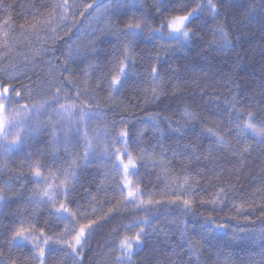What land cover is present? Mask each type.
<instances>
[{"label":"trees","instance_id":"trees-1","mask_svg":"<svg viewBox=\"0 0 264 264\" xmlns=\"http://www.w3.org/2000/svg\"><path fill=\"white\" fill-rule=\"evenodd\" d=\"M56 2L0 0V59L14 67L8 74L16 77L7 80L0 73V82L20 89L26 104L34 98L39 84L47 83L51 70L58 72V80L70 91L69 79L88 90L106 113L113 160L115 150L124 145L111 141L126 129L130 137L128 149L138 162L143 156L138 174L134 175L135 184H140L142 198L162 203L139 211L134 205L125 206L116 190L120 176L113 169L114 161L105 165L86 157L84 140V161L80 163L55 144L53 129L42 128L30 139L28 148L5 159L7 163L4 161L0 170V188L7 201L0 204V262L8 264L19 257L18 264L23 260L37 264L30 246L19 240L9 244L6 239L10 236L7 225L19 219L21 213L34 214L38 228L50 220L45 228L49 235V229L57 233L63 230V224L57 226L56 218L35 195L38 185L30 165L40 162L47 166L42 169L46 176L49 170L55 173V178L49 180L54 184L64 179L61 169L74 172L71 198L82 207L70 205L77 213L73 228L78 229L88 220L98 221L78 257L82 264H100L126 231L132 234L137 230L129 231L120 225L143 217L150 221L145 226L148 236L142 250L132 257L133 264H264L263 237L247 239L238 234L264 230V144L251 135L241 143L234 132L228 134L232 116L229 105L233 100L241 101L235 105L238 109L256 112L264 108V0H213L218 10L215 19L205 8L196 35L174 50H167L172 49L170 43L174 40H139L131 50L136 66L129 65V78L119 92L113 91L109 83L111 75L116 74L113 64L125 44L123 22L135 12L137 19L151 17L148 25L159 27V19L154 17L155 0H144L142 11L114 13L111 32L103 29L98 36L86 37L87 42L79 48L75 45L79 34L74 30L58 35L52 50L44 54L50 48H42L36 38ZM184 2L191 8L206 0ZM220 28L228 35V45L220 39ZM72 38V47L79 50V55L66 49ZM157 53L158 61L153 59ZM153 65L159 68L155 82L149 74ZM153 88L157 89V99H152ZM209 96L219 99L218 108L207 105ZM186 110L196 113L199 121H186ZM205 128H212L224 142L213 143L207 134H202ZM186 149H192L199 159ZM153 161L159 166L154 168ZM164 169L168 177L163 175ZM184 176L191 185L187 193L176 187L175 178L180 177L182 182ZM68 184L73 186L71 178ZM175 195L192 201L187 211L182 204L166 202ZM217 198V204L210 203ZM109 209L114 211L109 213ZM80 213L85 215L81 217ZM208 218L212 225L224 227L213 232L211 226L202 227ZM70 262L59 249L47 252L45 264Z\"/></svg>","mask_w":264,"mask_h":264},{"label":"snow or ice","instance_id":"snow-or-ice-1","mask_svg":"<svg viewBox=\"0 0 264 264\" xmlns=\"http://www.w3.org/2000/svg\"><path fill=\"white\" fill-rule=\"evenodd\" d=\"M137 0H133V7H135ZM55 7H61L65 10V15L62 19H66V13L68 5L58 4ZM100 4L98 0H92L91 3L83 5V11L81 16L89 12L91 9H99ZM155 12L154 17L159 19V27H150L148 25V19L151 17H144L141 19L136 18V13H132V18L123 22V29L121 34L125 37V44L121 49L120 58H118L113 64V69L116 74L111 75L109 87L119 92L123 86L124 81L129 78V72L136 66V61L131 54V50H134V46L139 40L145 41H176L177 45H182L188 42L192 36L196 35V27L200 25L202 20V13L205 8L212 14L213 19L218 15V10L213 0H206V2L196 3L194 7L189 8L184 0H155L154 4ZM106 12V9H105ZM7 23V21H5ZM145 28L148 31L145 32ZM219 35L222 43L228 45L227 33L220 28ZM6 35V34H5ZM216 41L214 40L213 43ZM163 47V44H161ZM167 50H174L172 49ZM153 59L160 60V55L157 53ZM149 74L152 77L153 82L159 79V68L157 65L151 66ZM4 75L7 80L15 79L8 74V70H4ZM52 85V81L48 82ZM54 86V85H53ZM62 89L57 88L55 92H52L49 99L44 100L41 105L33 106L31 111L40 114L41 110H46L49 104H59L60 93ZM152 99H157V89H152ZM21 91L16 89L11 83H0V156H8L11 154L12 147L14 145L24 146L27 141L33 138L35 133L40 128V122L33 123L32 115H30V109L27 104L20 105L19 101L24 99ZM30 98V96H29ZM79 98V93H77ZM207 105H216L217 108L220 104L219 99H214L209 96ZM241 103V101L233 100L229 105V109L232 116L229 120V135L233 132L236 134V139L244 143L249 135L258 139L259 143L264 144V108L258 109L256 112L238 109L235 105ZM11 109V111H9ZM7 113V115L5 114ZM79 114L81 121H84L90 116V112L76 105L59 104L58 108L53 109V115L46 121L48 125L53 128L54 140L58 139L57 129L65 137V142H70L73 136H79L81 134V122H75L76 115ZM55 117V118H53ZM184 119L186 121L193 120L199 121L200 117L194 112L185 111ZM202 134L212 140L213 143H223V137L217 132H214L212 128H205ZM85 139H87V132L83 133ZM130 139L126 129L122 130L119 135L114 138L111 143L123 142L122 149H116L113 155L115 160L113 163V169L120 176V180L116 185V190L120 193L121 202L127 206L132 204L137 211L147 209L153 204L159 205L162 201H153L151 198H142L143 190L139 183L134 185L130 175L138 174L139 167L143 163V156L141 160H138L133 156L132 152L127 147V141ZM91 147V145H89ZM249 146L245 147V151ZM190 154L195 157V152L192 149H186ZM87 157V153L85 154ZM125 157H127L125 161ZM7 160H5V164ZM153 167H157L158 162L153 161ZM162 163V162H160ZM47 166L37 162L34 165H30L32 178L36 180L38 187L35 189V195L38 196L39 203L48 207L50 216H54L59 224H63V230L57 233L54 229H49L51 235H49L45 228L51 224L50 220L44 221L45 227H37L36 216L30 215L27 212L21 213L19 219L13 220L7 225L6 231L10 232V236H7V242L13 244L16 241H22L26 246H30L32 251V259L38 260L39 264H45L47 252L59 249L66 255H72L73 257H80L85 245L88 242V236L94 229V226H98L97 220H88L86 224H80L78 229L73 228L75 223L76 212L71 210L70 205L75 204L77 209L81 208L77 200L71 198V193L75 190L74 183L76 177L72 170H63L61 173L64 176L63 180H60L58 184L50 183V178H55V173L50 170L46 176L42 169ZM74 166H70L73 169ZM150 174V173H149ZM163 175L168 177L169 174L166 169L163 170ZM73 180V186H69L68 180ZM177 190L181 193H187L191 188L189 178L183 177V181L180 182V177L175 178ZM9 181H5L8 184ZM223 189H220V193L223 194ZM4 189L0 188V202H7L3 195ZM63 197L59 200L58 198ZM32 198H30V203ZM171 204H182L187 211L192 201L183 198L182 195H175L173 198L166 201ZM218 202L217 199L210 201L215 205ZM34 206V205H33ZM114 209H109V213ZM95 209L93 210V213ZM81 217L85 214L80 213ZM150 223L147 217L136 218L130 221L127 225L121 224L120 227L126 228L129 231L133 228L137 229L134 233L129 234L126 231L120 238L117 244V249L120 255L116 258V264H132V257L137 255L138 249L142 250L144 241L146 240L148 233L146 231V225ZM211 226L212 230L223 228V225H212L211 218H208V222L202 227ZM74 233V234H73ZM70 236V238H69ZM19 257L10 259L8 264H18ZM3 264V262H0ZM20 264H28L27 260H23ZM78 264H82V261L78 260Z\"/></svg>","mask_w":264,"mask_h":264},{"label":"rangeland","instance_id":"rangeland-1","mask_svg":"<svg viewBox=\"0 0 264 264\" xmlns=\"http://www.w3.org/2000/svg\"><path fill=\"white\" fill-rule=\"evenodd\" d=\"M67 3V13L66 19H62L61 17L65 15V10L61 7H55L53 12L46 18V21L42 24V31L40 35L36 38L41 44L42 48H50L48 51H43V53H47L52 50V46L55 41L54 38L61 34H67L74 30V34H79L78 40H76V47L79 48L80 45H84L87 42V38H93L94 36H98L99 32L106 30L107 33L111 32L112 27L110 26L112 15L118 14L122 11H133V10H143L144 0H137L135 7H133V0H98L100 4L99 9H91L89 12L85 13L81 16V11H83V5L87 3H91L92 0H57L56 5ZM55 5V6H56ZM106 9V12H105ZM24 30H28L25 28ZM148 31V28H145V32ZM85 33V37L83 36ZM87 37V38H86ZM73 40V41H72ZM74 38H72L66 45V49L68 51H73L75 55H79V50L73 49L72 45L74 42ZM4 44L6 46L9 45L8 41L5 40ZM3 44V45H4ZM171 48H178L181 45H177L176 41L171 42ZM5 46V48H6ZM79 46V47H78ZM7 47L6 49H8ZM18 51V50H17ZM15 51H9L8 53L13 54ZM78 58V56H76ZM0 66L3 64V69H6L8 64L5 59H0ZM54 63V62H53ZM6 64V65H5ZM14 67L8 66V72H12ZM3 69L0 70V73L3 74ZM50 74V75H49ZM48 81H52V85L49 83H40L37 93H34L35 96L32 98L27 104L30 109V115H32V122L37 123L40 122V128L35 133L38 134L42 128H51L50 125L46 123L50 116L53 115V109L58 108L59 104H68V105H76L77 107H83L90 112V116L81 121L79 114L76 115L75 122H81V134L79 136H73L70 142H65V137L61 135L59 130L57 129V137L55 139V144L60 145L64 149L67 150V153L71 156H76L77 160L82 163L83 159V141H86L85 151L87 156L93 160L105 165H108L113 160L111 155V147L109 143V135L106 126V113L103 111V105L99 101L98 98L93 96L92 93L88 92L86 89H82L74 80L69 79L68 85L72 88V91L69 90L68 86L59 79L58 72L51 70L48 73ZM54 85V86H53ZM57 88L62 89L60 93L59 104H49L46 110H41L40 114L34 113L31 111L32 107L37 105L38 107L41 103L50 98L52 92H55ZM77 93H79V98H77ZM84 97V98H83ZM25 103V99L19 101V104ZM86 102V103H85ZM26 104V103H25ZM24 104V105H25ZM11 111V109H9ZM7 115V113H5ZM92 115V116H91ZM55 118V117H53ZM87 132V139H85L83 133ZM53 133V131H52ZM53 136V135H52ZM114 137V136H113ZM54 138V137H53ZM111 139V138H110ZM29 141L26 142L24 146L14 145L11 150V154L8 156H0V170H2L4 161L11 155L19 152L25 151L29 146ZM91 145V147H89ZM120 147V149H122ZM108 158V161L106 159ZM127 159V157H125ZM125 159V161H126ZM133 180L134 185V175H130L129 177ZM52 183V182H50ZM54 184V183H53ZM2 202H0L1 204ZM59 200H57V205ZM132 205V204H128ZM73 227V226H72ZM212 230V229H211ZM213 232V230H212ZM233 234V232H230ZM235 233V232H234ZM74 234V233H73ZM240 236L249 239L250 237H254L258 240L264 239V230H258L257 232H246L242 231L238 233ZM117 249V245L112 247L109 253L101 260L100 264H116V258L120 255V252ZM65 257L70 259V264H78V257H73L72 255H66L62 252ZM37 264L39 261L37 260ZM133 264V263H132Z\"/></svg>","mask_w":264,"mask_h":264},{"label":"bare ground","instance_id":"bare-ground-1","mask_svg":"<svg viewBox=\"0 0 264 264\" xmlns=\"http://www.w3.org/2000/svg\"><path fill=\"white\" fill-rule=\"evenodd\" d=\"M118 16V15H117ZM14 69V68H13ZM20 90V89H19ZM84 98V97H83ZM86 103V102H85ZM114 109V108H113ZM115 113V112H114ZM92 116V115H91ZM126 159V158H125ZM3 228V227H2Z\"/></svg>","mask_w":264,"mask_h":264}]
</instances>
